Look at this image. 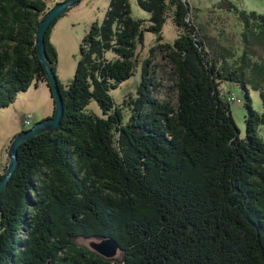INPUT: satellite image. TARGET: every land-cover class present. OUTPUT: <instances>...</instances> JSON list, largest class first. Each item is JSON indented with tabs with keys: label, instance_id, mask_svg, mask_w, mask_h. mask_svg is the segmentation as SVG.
<instances>
[{
	"label": "trees",
	"instance_id": "trees-1",
	"mask_svg": "<svg viewBox=\"0 0 264 264\" xmlns=\"http://www.w3.org/2000/svg\"><path fill=\"white\" fill-rule=\"evenodd\" d=\"M136 1L150 24L133 19L129 0H110L79 46L68 86L51 42L60 17L47 31L63 117L19 147L18 168L0 193V264H264V14L218 5L244 24V49L229 66L226 47L211 52L198 36L187 0ZM171 10L183 33L163 43ZM48 12L45 0H0V109L32 85L49 86L35 44ZM145 31L157 36L149 53L165 63L175 104L151 95L152 58L137 54ZM139 63L143 77L125 124L110 92ZM228 80L245 91V138L220 90ZM249 88L259 92L262 113ZM92 101L103 116L88 111ZM104 238L118 243L121 257L79 243Z\"/></svg>",
	"mask_w": 264,
	"mask_h": 264
},
{
	"label": "rangeland",
	"instance_id": "rangeland-1",
	"mask_svg": "<svg viewBox=\"0 0 264 264\" xmlns=\"http://www.w3.org/2000/svg\"><path fill=\"white\" fill-rule=\"evenodd\" d=\"M51 3V0H47ZM55 1V0H53ZM60 1V0H58ZM191 9V20L198 28V36L209 44L208 50H218L217 46L226 47L232 56L226 58L227 64L235 65L238 57L244 49L241 38L243 23L234 11H225L218 8L222 0H187ZM234 3L239 10L246 12H256L264 14V0H229ZM133 19L144 21V26H148L150 14L141 9L136 0H129ZM110 0H81L79 4L68 9L62 17L58 19L51 32V42L56 47L58 53L57 75L60 81L68 86L73 80L75 69L80 55V44L87 35L90 26L94 22H101L106 14ZM49 10L55 5H48ZM183 29H179L173 21L172 10L168 13L166 22L163 26V43H173ZM143 44L137 47V54L140 61L152 58L151 77L154 78L156 88L152 96L160 101L176 103V91L172 87V82L168 77L167 68L161 61L160 55L150 56V49L157 44L156 34L145 31ZM217 44V45H216ZM224 60L220 61L222 65ZM235 63V64H234ZM141 63L136 67L134 75L122 82L116 89L111 90L112 100L118 108L122 110L124 123L126 124L132 115V107L128 105L131 98H136L138 87L142 79ZM44 84H47L43 81ZM42 82V83H43ZM41 83V82H40ZM44 86V85H42ZM49 87V86H48ZM222 95L234 98L230 100L232 117L237 125L239 136L245 138L247 116L245 91L238 83L222 81L220 85ZM253 108L258 112H263V105L258 91L249 88ZM127 102V103H126ZM54 107V102L48 89L31 86L26 92L18 94L16 101L7 108L0 109V174L6 171L9 157L8 150L12 139L18 135L23 128H31L35 123L50 116ZM88 111L98 116H103L102 110L96 101H92L87 107ZM54 112V110H53ZM31 118H28V116ZM26 120L30 125L24 126ZM259 134L264 137V129L259 128ZM102 239H81L80 244L90 247L92 242H100ZM121 257L118 251L113 257Z\"/></svg>",
	"mask_w": 264,
	"mask_h": 264
},
{
	"label": "water",
	"instance_id": "water-1",
	"mask_svg": "<svg viewBox=\"0 0 264 264\" xmlns=\"http://www.w3.org/2000/svg\"><path fill=\"white\" fill-rule=\"evenodd\" d=\"M80 1L81 0H65V2H59L49 10L46 17L39 24L35 41L36 50L39 61L44 67L46 77L49 82L50 94L54 101V112L50 120H41L35 123L29 130L20 132L12 139L8 150L9 162L5 171V177L0 183V193H2L18 168V150L20 145L26 140L36 137L46 131L54 130L61 122L64 112L63 99L57 83V76L53 71L50 61L48 60V54L45 45V35L56 19L66 13L70 7L79 4ZM90 247L102 257L107 259H112L119 251L118 243L112 238H104L102 241L97 243L92 242Z\"/></svg>",
	"mask_w": 264,
	"mask_h": 264
},
{
	"label": "crops",
	"instance_id": "crops-1",
	"mask_svg": "<svg viewBox=\"0 0 264 264\" xmlns=\"http://www.w3.org/2000/svg\"><path fill=\"white\" fill-rule=\"evenodd\" d=\"M46 1V3L48 4V5H55L56 3H59V2H62V1H64L65 2V0H60V1H58V0H55V1H53V0H51L50 2L51 3H49L47 0H45ZM42 85H44V86H42ZM35 87L36 88H39V89H41L42 87H44V88H47L48 89V92H49V94H50V90H49V87L47 86V84H44V82L42 83H39L38 85H35ZM30 89V88H29ZM50 96H51V94H50ZM52 97V96H51ZM53 99V98H52ZM54 102V101H53ZM53 110H54V107H53ZM53 110H52V113H51V115L53 114ZM50 115V116H51Z\"/></svg>",
	"mask_w": 264,
	"mask_h": 264
},
{
	"label": "built area",
	"instance_id": "built-area-1",
	"mask_svg": "<svg viewBox=\"0 0 264 264\" xmlns=\"http://www.w3.org/2000/svg\"><path fill=\"white\" fill-rule=\"evenodd\" d=\"M226 97H227V96H226ZM226 99H227L229 102H230V100H233V101H234V98H231L230 96H228ZM28 118H31V116L29 115ZM27 125H30L29 120H26L25 123H24V126H27Z\"/></svg>",
	"mask_w": 264,
	"mask_h": 264
}]
</instances>
